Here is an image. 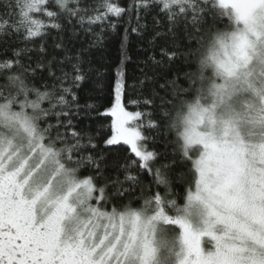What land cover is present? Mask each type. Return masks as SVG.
<instances>
[{
    "label": "snow or ice",
    "instance_id": "1",
    "mask_svg": "<svg viewBox=\"0 0 264 264\" xmlns=\"http://www.w3.org/2000/svg\"><path fill=\"white\" fill-rule=\"evenodd\" d=\"M125 15V41L147 15L166 23L152 40L171 44L149 59L187 70L145 64L129 85L122 41L92 85L107 94L98 113L81 99L99 72L74 41L99 43ZM14 36L24 47L0 59V264H264V0H0V43ZM94 113L112 117L104 145L133 159L98 151L80 124Z\"/></svg>",
    "mask_w": 264,
    "mask_h": 264
},
{
    "label": "trees",
    "instance_id": "2",
    "mask_svg": "<svg viewBox=\"0 0 264 264\" xmlns=\"http://www.w3.org/2000/svg\"><path fill=\"white\" fill-rule=\"evenodd\" d=\"M115 2V0H114ZM130 0H118V3L121 6H127ZM128 17L125 15L123 21L118 25L115 32L111 29L107 30L103 33L104 39L99 43H93L94 35L84 37L83 33L77 37L74 41L75 48L87 47L88 52L87 56L91 59V66L99 72V76H97V72H93L89 80L84 84L83 88L89 90L92 95L91 98L84 95L82 91L83 98L81 99V103L85 101L89 103H93L96 105H103V107L98 108V113H103L105 108L108 107V99L105 91L100 90H92L93 83H99L101 81H107L111 77V69L115 68L116 64L120 61V49L122 41L125 42L126 55L128 59L125 61L124 68L127 74V82L131 85L137 79H143V74L141 73V68L145 67L147 64V71L149 75L153 72L157 73L160 76H172L178 71H186L187 69L180 68V61L177 60L175 62H169L164 60V62L160 65H154L153 61L149 59L150 56H155L156 60H161L160 50L162 47L170 46L171 42L167 40L166 37L161 36L157 38L155 41L152 40V37L157 32H163L166 28V23H162L161 25H155L153 21L152 15H147L143 20H141V24H146L147 28L142 31V35H137L136 33L129 32L127 34V39L125 41V24ZM133 26H135V21L133 20ZM96 33H99V27L95 29ZM55 35V32H53ZM67 38V37H66ZM151 41V42H150ZM48 45L51 47L52 40L48 39ZM36 44H39L40 41H35ZM17 47H24V44L20 41L18 37H12L11 40L7 44L0 43V59L10 58L12 50ZM87 67V66H86ZM107 70V71H106ZM136 94L132 88L128 89V95L126 97V102L128 99H135ZM129 110H147V109H136L130 108ZM96 118L89 120L80 121L81 126H87V130L92 135H98L100 138L97 140V143L100 145L98 151H102L108 157L109 161L119 159L123 160L125 156L128 157L129 160L133 159L132 155H129V149L124 144H116L111 146H105L103 141L108 136L111 135L110 124L111 118L109 115H97V113L93 114ZM147 119V118H146ZM146 136H152L155 138V143H148V147L151 149L153 147L156 148L157 151H164V136L157 135L155 130L149 131L145 130L144 133ZM170 138V137H169ZM169 152L171 149L168 150ZM177 172L181 171V169H177ZM88 174V173H83ZM149 182V177L144 175L141 177V183L147 184ZM156 189L153 188V191ZM177 191H180L179 188H176ZM161 193L165 190L163 188L160 189ZM134 196L139 195V189H137Z\"/></svg>",
    "mask_w": 264,
    "mask_h": 264
},
{
    "label": "rangeland",
    "instance_id": "3",
    "mask_svg": "<svg viewBox=\"0 0 264 264\" xmlns=\"http://www.w3.org/2000/svg\"><path fill=\"white\" fill-rule=\"evenodd\" d=\"M110 116V115H109ZM111 120H112V117L110 116ZM120 144H123L122 142Z\"/></svg>",
    "mask_w": 264,
    "mask_h": 264
}]
</instances>
